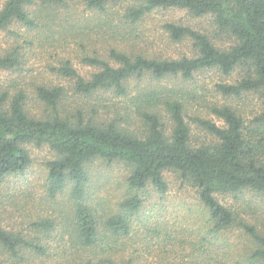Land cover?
Segmentation results:
<instances>
[{
	"label": "trees",
	"instance_id": "obj_1",
	"mask_svg": "<svg viewBox=\"0 0 264 264\" xmlns=\"http://www.w3.org/2000/svg\"><path fill=\"white\" fill-rule=\"evenodd\" d=\"M115 1L84 0V5L95 16L112 13L131 27L157 10L181 9L196 19L211 18L215 32L209 35L191 25L166 22L163 29L169 39L190 42L192 56L161 57L113 47L108 56L116 66L99 56L82 59L98 68L90 78L67 61L55 72L69 85L27 80L22 59L28 42H21L25 36L17 28L52 30L65 0H6L0 10V33L8 32L9 46L0 49V70L16 74L21 83L12 79L7 86L0 84V184L30 168L29 145L49 146L56 158L45 165L47 199L55 200L70 186L71 205L63 225L73 249L69 263L136 264L142 258L133 250V219L143 222L139 193L150 185L166 193L165 173L173 172L196 189L209 222L205 232L197 233L201 240L186 242L190 249L185 254L191 259L181 264H264V226L254 215L255 206H227L217 197L239 199V194L250 192L264 200V0H131L123 13L110 12L108 5ZM222 37L228 46L216 44ZM210 70L223 76L239 73L234 82L215 86L225 103L207 105L208 113L222 124L192 115L190 106L197 97L187 90L161 84L132 89L134 79L149 76L158 82L188 83ZM109 94L124 98V103L108 104L104 97ZM252 94L260 110L250 119L232 101ZM97 160L131 168L126 180L129 196L116 209L102 211L91 202V164ZM60 219L40 217L31 231L15 232L0 218L1 251L12 264H29L34 254L48 257V237L62 224ZM233 232L239 235L237 243L227 244L236 251L232 263L212 256L205 244L217 248L223 245L222 236ZM168 239L166 244H171Z\"/></svg>",
	"mask_w": 264,
	"mask_h": 264
},
{
	"label": "rangeland",
	"instance_id": "obj_2",
	"mask_svg": "<svg viewBox=\"0 0 264 264\" xmlns=\"http://www.w3.org/2000/svg\"><path fill=\"white\" fill-rule=\"evenodd\" d=\"M5 2L6 0H0V10ZM130 2L131 0H116L109 3V11L123 13ZM166 22L191 25L209 35H213L215 32L211 18L196 19L181 9L157 10L138 25L131 27L125 25L124 22L120 23L112 13L108 16H95L94 13L86 9L84 0H65V5L59 7V18L52 25V30L28 32L24 27L17 28L25 36L21 42H28L25 45L28 50L27 57L22 59L24 63L22 69H25L23 73L25 76H29L27 80H31L30 77H33L37 81L69 85V81L60 78L55 69L70 61L81 76L86 79L90 78L98 71V68L86 65L82 59L87 56H99L116 66L108 56L109 50L113 47L124 49L129 53L143 52L161 57L192 56L194 50L190 42L175 43L169 39L163 29V24ZM62 26L68 31H63ZM7 36L8 32L6 31L0 33L1 50L8 49ZM129 36L133 37L128 38ZM124 37L127 38L124 39ZM215 42L220 47L230 44L226 37L216 39ZM238 75L239 73L236 72L231 76H223L219 71L210 70L197 74L195 80L188 83H182L179 79H166L158 82L151 80L148 76L141 80L134 79L131 84L133 92L138 84L142 87L161 84L170 88L187 90L188 94L197 97L190 106L192 115L202 114L208 119H213L217 124H222L208 113L207 105L211 102L224 104L226 100L216 93L215 86L221 82H234ZM12 79L21 83L16 74L0 70L1 85H9ZM107 97L109 101H105L108 104L113 102L121 104L125 101L124 98H116L111 94L106 95L104 99ZM232 102L250 119L259 113L260 102L258 97L253 94L245 99ZM193 132L197 135L200 134L196 128H193ZM28 149L32 157L30 168L23 175L11 176L0 184L1 221L3 226L9 230L29 232L33 221L40 217H61L58 223L62 224L48 237L47 242L51 246L49 256L39 258L34 254L30 257L29 264H71L69 261L72 257L70 255L73 251L72 244L69 237L64 236L63 229L65 217L69 214L68 207L71 205L70 186L55 200L47 199V169L45 165L49 160L56 158L55 153L49 146L38 148L29 145ZM91 168V191H93L91 202L102 211L109 208L116 209L118 203L129 196L126 180L130 175L131 168L123 162L108 163L101 160L94 161ZM165 179L168 183L166 193L158 192L151 185L139 193L143 199V207L140 212L143 222H137L136 217L133 219L136 243L133 250L135 253L140 252L142 258H139L141 262H137L138 259L135 258L136 264L189 262L191 258L186 256L185 251L188 252L190 248L186 242L201 240L203 236L198 238L199 234L197 233L201 230L205 232V226L209 225L207 211L200 202L196 189L183 182L173 172H166ZM238 196L239 199H235L233 195H217L219 201L227 206L237 205L241 202L253 204L256 209L254 215L257 216L259 224L264 226V200L250 192ZM238 235V232H233L228 238L227 235L222 236L223 245H220V248L208 247V244H205V247L218 260L232 263L231 259L236 251L235 248L227 247V244L237 243ZM147 236L148 238H146ZM168 236L171 239H168ZM167 239L171 241V244H166ZM1 250L0 262L12 264L9 256ZM174 251H179V253H173ZM217 252L219 256L215 254ZM129 253H132L131 249Z\"/></svg>",
	"mask_w": 264,
	"mask_h": 264
}]
</instances>
